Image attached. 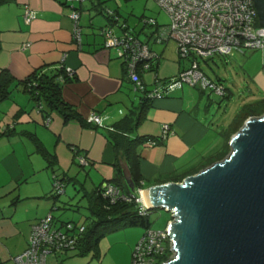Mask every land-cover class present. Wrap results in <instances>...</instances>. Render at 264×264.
<instances>
[{"label": "crops", "instance_id": "1", "mask_svg": "<svg viewBox=\"0 0 264 264\" xmlns=\"http://www.w3.org/2000/svg\"><path fill=\"white\" fill-rule=\"evenodd\" d=\"M100 2L86 0L76 6L68 0H8L0 7V72L7 70L20 80L36 68L65 65L75 77L63 85L64 99L82 118L98 115L103 125L65 122L55 112L46 118L22 86L16 81L11 85L10 94L0 100V130L11 128L10 133L0 135V264H15L13 258L28 247L33 225L49 213L54 216L56 226L74 221L63 219V212L69 209L77 211L78 219L87 223L92 215L87 193L116 175V162L122 166L130 187L129 167L116 159L108 137L113 130L110 127L129 115L134 126L131 137H145L137 147L144 188L181 182V178L193 171L223 160L218 159L227 152L229 135L218 132V124L210 122L201 110L200 97L197 100L185 83L163 97L147 98L143 104L145 94L133 89L121 58L105 44L101 28L108 19ZM76 7L81 12V46L74 38L70 16ZM155 7V11L149 12L157 21L155 25L140 19L144 26L137 31L136 25L131 27L124 20L158 55L157 67L141 74L150 91L162 87L189 66V60L181 58L176 47H169V39L157 40L162 24L161 12ZM27 9L35 15L30 23L25 20ZM92 19L100 25L95 28ZM148 26L154 27L142 38L140 31ZM166 123L173 133L162 138ZM28 133L36 135L47 154L38 149ZM150 140L157 143L151 144ZM79 155L86 156L89 163L80 164ZM55 178L65 184L60 194L54 190ZM59 211L62 212L58 214ZM71 218L75 219L76 215ZM142 234L143 229L138 226L120 228L102 237L96 254L80 255L78 250H70L51 255L48 261L49 264H130Z\"/></svg>", "mask_w": 264, "mask_h": 264}, {"label": "built area", "instance_id": "2", "mask_svg": "<svg viewBox=\"0 0 264 264\" xmlns=\"http://www.w3.org/2000/svg\"><path fill=\"white\" fill-rule=\"evenodd\" d=\"M70 3H82L86 0H68ZM170 17L169 25H161L158 29L157 40L164 41L173 38L177 41V50L181 58L189 60V66L177 77L157 87L147 90L141 74L155 68L158 55L150 49L148 44L141 41L133 33L127 23L121 22L113 10L107 9L111 16L110 22L101 28L107 47L113 48L121 58L127 77L133 84V89L145 94L146 98H160L169 94L184 83L198 86L203 90L209 89L222 97L226 94V87L221 82H213L207 78L200 68L198 57L210 58L214 56L232 54L234 51L243 52L245 49L264 50V27L258 21L254 0H154ZM73 21V34L77 45L81 46L82 27L80 25L81 12L75 8L70 14ZM35 17L31 9H27L25 20L30 23ZM143 22L155 25V18L144 17ZM69 74L72 70L67 68ZM88 122L102 125L98 115L90 116ZM113 129V127H110ZM173 133L169 124L162 128V138ZM149 143L156 144V140ZM79 163L87 165L88 158L79 155ZM65 184L55 178L54 190L62 193ZM144 188L137 189V194H126L117 184L106 182L103 184L102 195L111 202L135 200L140 204V214L148 215L149 205L143 199ZM149 227L136 243L130 264H165L171 260L176 250L174 241L169 236L167 228ZM85 223L66 222L56 226L54 216L49 213L32 227L28 247L16 255L15 264H49V257L57 252L73 250L77 244L78 234L85 231ZM168 258V259H166Z\"/></svg>", "mask_w": 264, "mask_h": 264}, {"label": "water", "instance_id": "3", "mask_svg": "<svg viewBox=\"0 0 264 264\" xmlns=\"http://www.w3.org/2000/svg\"><path fill=\"white\" fill-rule=\"evenodd\" d=\"M254 5L264 27V0ZM229 145L226 158L181 182L145 189L149 207L174 219L167 231L176 254L165 264H264V114L249 117Z\"/></svg>", "mask_w": 264, "mask_h": 264}, {"label": "trees", "instance_id": "4", "mask_svg": "<svg viewBox=\"0 0 264 264\" xmlns=\"http://www.w3.org/2000/svg\"><path fill=\"white\" fill-rule=\"evenodd\" d=\"M7 1L8 0H0V7ZM100 4H102V2H100ZM102 13L107 17L109 23L110 20H112L111 16L107 14V11L104 8ZM117 15L119 16V13H117ZM124 22L126 23V21ZM155 67H157V64ZM74 77V73H72V75L69 74L65 65L52 69L42 66L36 68L30 75L20 80H17L9 71L2 70L0 72V100L6 98L10 94L11 85L16 81L18 85L22 86L24 92L30 95L31 99L36 103V106L46 118L50 117V115L55 112L59 114L65 122L75 120L79 121L83 126H90L92 123L82 118L76 108L68 103L62 94L63 85L66 82L73 80ZM143 99L145 100L147 98L145 97ZM146 102L147 101L145 100L143 104ZM260 107L261 112L258 114L262 115L264 114V99L262 100ZM253 110L246 112L241 123H243L248 117L256 115L253 113ZM132 119V116L129 115L119 121L115 127H113V130L109 133L108 137L115 148L116 159H118V161H124L129 167L136 190L130 189L119 162L114 164L116 166V175L110 180L104 182L117 184L122 187V191L128 195L133 193L137 194V187L144 188L141 184L142 176L139 171V156L137 152V147L139 143L144 141L142 140L144 136L142 138L131 137L130 134L134 130ZM10 129L11 128H5L4 130H0V135L10 133ZM237 131L238 129L228 134L227 142L231 135ZM27 135L36 142L40 151L47 154L46 149L37 139L36 135L32 133H28ZM229 151L230 148L226 153L221 155L218 160L223 159ZM199 171H193L191 175L196 174ZM181 179L183 180V178ZM104 183L96 186L91 192L87 193V197L89 198L88 209L91 211L92 215L90 216L89 221L87 220V224H85V231L82 234H78L77 244L73 249L78 250L80 255L90 252L96 254L99 241L108 232L131 226H141L144 228L145 232V230L151 226V221L148 218V215L140 214V204L136 203L135 200L126 202L120 199L113 203L108 198H105L102 195Z\"/></svg>", "mask_w": 264, "mask_h": 264}, {"label": "rangeland", "instance_id": "5", "mask_svg": "<svg viewBox=\"0 0 264 264\" xmlns=\"http://www.w3.org/2000/svg\"><path fill=\"white\" fill-rule=\"evenodd\" d=\"M102 2L104 9H110L119 13L121 22L128 20L131 27L136 25L137 31L143 28V22L140 19L150 17L151 11H155V6H158L161 14L159 21L162 25H169L170 17L154 0H99ZM76 6L80 3L75 2ZM73 5V4H72ZM153 5V6H152ZM155 5V6H154ZM94 16L98 14L96 10L93 11ZM104 15V14H103ZM94 27L99 26L95 19ZM154 26L145 27L144 31H140L141 37L145 38L146 33L151 31ZM96 32H98L96 30ZM176 43V44H175ZM157 44V43H156ZM169 47L177 48V41L173 38L169 39ZM175 45V46H174ZM200 68L203 73L213 82H221L226 87V96L222 97L215 94L209 89L203 90L200 85L192 87L186 84L198 100L200 97L201 110L205 111L207 118L215 125L218 124V132H227V135L243 126L242 119L246 112L252 111L256 115L261 112L260 104L264 99V50L263 49H245L243 52L234 51L232 54L214 56L210 58H197ZM199 96V97H197ZM208 109V110H207ZM263 115V114H262ZM247 117V115H246ZM252 117V116H250ZM241 126V127H239ZM220 133V134H221ZM225 151L229 147H225ZM230 152V151H229ZM227 153V155L229 154ZM227 155L224 157L226 158ZM82 181L85 180V173L82 171ZM70 187H73L70 184ZM90 190L92 188H89ZM83 209L80 210L82 212ZM62 212H57L58 214ZM63 219L74 220L70 221L79 224L81 220L77 211H64ZM76 215V218H71ZM62 217V216H61ZM148 218L151 221V226L154 229H164L168 220L172 218V214L162 208H151L148 211ZM89 221V219H88ZM85 224H87L85 222ZM139 228H144L138 226Z\"/></svg>", "mask_w": 264, "mask_h": 264}, {"label": "bare ground", "instance_id": "6", "mask_svg": "<svg viewBox=\"0 0 264 264\" xmlns=\"http://www.w3.org/2000/svg\"><path fill=\"white\" fill-rule=\"evenodd\" d=\"M143 199H144V201L148 204V202H147V198H146V192L143 193Z\"/></svg>", "mask_w": 264, "mask_h": 264}, {"label": "clouds", "instance_id": "7", "mask_svg": "<svg viewBox=\"0 0 264 264\" xmlns=\"http://www.w3.org/2000/svg\"><path fill=\"white\" fill-rule=\"evenodd\" d=\"M146 188H144V190H145Z\"/></svg>", "mask_w": 264, "mask_h": 264}]
</instances>
